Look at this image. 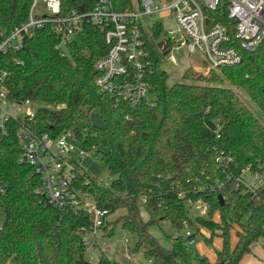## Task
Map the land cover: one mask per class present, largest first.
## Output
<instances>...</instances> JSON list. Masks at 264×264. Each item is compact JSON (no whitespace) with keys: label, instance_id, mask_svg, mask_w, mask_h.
<instances>
[{"label":"trees","instance_id":"1","mask_svg":"<svg viewBox=\"0 0 264 264\" xmlns=\"http://www.w3.org/2000/svg\"><path fill=\"white\" fill-rule=\"evenodd\" d=\"M94 1L61 0L62 12L88 11ZM114 1L117 10L132 7V0ZM31 3L0 0V32L25 22ZM162 31V24L156 23L147 34L154 60L150 80L157 94L152 106H131L99 90L94 64L109 46L104 32L87 21L63 52L56 48L58 37L51 24L33 28L19 51L1 56L0 66L8 71L11 97L39 103L35 132L58 136L73 131L85 146L99 147L112 182L105 186L85 172L77 176V184L90 190L109 214L127 210L115 221L106 220L104 234L112 235L121 220L137 236L136 249L154 264H186L181 230L193 224L187 200L204 199L208 214L197 218L213 232L222 231L223 246L216 262L204 256L201 264H241L252 244L264 238V198L236 190L216 156L223 151L238 167L264 163V121L243 97L264 116V40L255 51L244 52L237 65L207 74L188 68L182 81L168 84L158 50ZM93 108L100 111L104 125L91 121ZM18 127L10 124L6 132L0 130V179L5 188L0 197V264H118L105 252L96 262L87 258L79 230L92 224L90 213L60 211L36 192L40 178L32 165L20 161ZM164 220L178 230L167 236L169 246L151 233ZM233 225H238L234 246Z\"/></svg>","mask_w":264,"mask_h":264},{"label":"built area","instance_id":"2","mask_svg":"<svg viewBox=\"0 0 264 264\" xmlns=\"http://www.w3.org/2000/svg\"><path fill=\"white\" fill-rule=\"evenodd\" d=\"M40 3L45 10L41 5L38 10ZM115 6L114 0H95L88 11L71 8L63 13L61 0H32L28 19L10 31L0 32V58L10 51H19L25 35L45 24H51L58 37L56 48L63 52L87 21L104 32L109 46L94 64L99 90L116 99L124 98L131 106H152L157 94L150 80L154 60L147 34L161 22L147 21L151 14L168 12L179 33L176 39L172 32H165L167 39L158 47L160 55L175 62L172 50L186 47L188 54H199L198 63L190 67L203 74L213 68L239 64L244 52L255 51L264 40V0H132L130 9L117 10ZM7 77L8 71L0 66V130L6 132L10 124L19 126L16 135L21 146L20 161L32 165L39 175L36 192L45 203L60 211L70 208L76 213L91 214L90 227L82 226L79 230L88 254L95 250L97 235L103 233L110 214L108 209L98 206L90 190L77 184V176L87 172L81 162L86 154L85 145L73 131L58 136L35 132L32 124L39 103L30 97H11ZM216 160L236 190L264 198V163L238 167L233 157L223 151L217 153ZM4 192L0 179V197ZM187 209L189 216L190 211L207 215L209 204L204 199H188ZM185 227V243H195L191 225Z\"/></svg>","mask_w":264,"mask_h":264},{"label":"rangeland","instance_id":"3","mask_svg":"<svg viewBox=\"0 0 264 264\" xmlns=\"http://www.w3.org/2000/svg\"><path fill=\"white\" fill-rule=\"evenodd\" d=\"M45 10V5L40 3L38 5L39 9ZM147 21L150 22H161L163 26V31L161 35L157 38V41H164L167 39L166 31L171 33L176 39L179 38V33L177 31L176 23L174 19L168 12H159L151 14L146 17ZM186 47L180 46L178 48H174L172 50V54L175 57V62L167 61L163 57L162 68L167 72L168 84H173L174 82H179L183 80V74L188 68H192L193 64H197L199 61V54L190 53ZM162 56V55H161ZM194 69V68H192ZM196 71V70H195ZM245 100L251 105L252 109L261 116L264 121V116L258 107L252 102V100L247 96L243 95ZM91 121L96 125H104L103 117L100 111L97 108H93L90 113ZM85 155L82 157L81 162L84 169L87 172L96 177L101 184L105 186H109L112 182V175L108 169L106 162L101 158L99 153V147L85 146L84 147ZM127 213L125 208H119L112 214L108 216V220L115 221L124 214ZM190 216L193 217L195 222L191 225V229L195 235V243L189 244L185 243L186 248V264H201V259L204 256L212 255L217 253L218 246L222 242V236L220 235L222 231L220 229H216L213 232L211 229L205 227L203 225L204 221H200V216H206L196 213V211H190ZM145 216V214L143 213ZM197 216H199L197 218ZM216 222H220L218 220L219 215L215 214ZM146 217V216H145ZM115 223L114 233L112 235H107L104 233H99L97 235V243L96 248L93 251L88 252L87 258L93 262H96L98 255L101 252H105L111 259L116 261L118 264H154L152 260H149L148 257L143 253L142 250L136 249V241L137 236L128 231L126 228L122 226L120 222ZM190 225V224H189ZM198 228V230H197ZM236 228L238 225H233V229L230 231V242L233 243L237 240L236 236ZM186 231V227L181 230V234L184 236ZM151 233L157 237L162 244L165 246H169L170 243L168 241V235H176L178 233L177 228L173 225V223L169 220H164L158 226H154L151 228ZM253 249L262 247L264 249V238H261L257 242L252 244ZM248 254H245L247 256ZM243 259V258H242Z\"/></svg>","mask_w":264,"mask_h":264},{"label":"crops","instance_id":"4","mask_svg":"<svg viewBox=\"0 0 264 264\" xmlns=\"http://www.w3.org/2000/svg\"><path fill=\"white\" fill-rule=\"evenodd\" d=\"M237 241V240H236ZM236 241L231 243L232 246L236 244ZM223 246V238L222 242L218 246V251L222 248ZM211 262H216L217 260V253L212 254L211 256H207ZM241 264H264V249L262 247L253 249L251 253H249L247 256L243 257Z\"/></svg>","mask_w":264,"mask_h":264},{"label":"water","instance_id":"5","mask_svg":"<svg viewBox=\"0 0 264 264\" xmlns=\"http://www.w3.org/2000/svg\"><path fill=\"white\" fill-rule=\"evenodd\" d=\"M165 53H167V51ZM219 200H220V205H223L225 203L222 195H219Z\"/></svg>","mask_w":264,"mask_h":264}]
</instances>
